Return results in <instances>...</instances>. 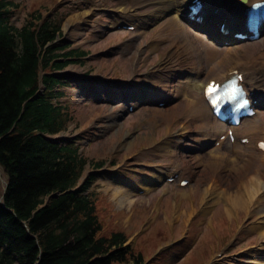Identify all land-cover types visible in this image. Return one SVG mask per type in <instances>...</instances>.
<instances>
[{"label":"rangeland","instance_id":"1","mask_svg":"<svg viewBox=\"0 0 264 264\" xmlns=\"http://www.w3.org/2000/svg\"><path fill=\"white\" fill-rule=\"evenodd\" d=\"M14 2L19 8L13 18L15 21H10L11 24L20 28L30 14L36 12L34 16L37 17L39 13L46 20L51 18L59 24L61 35L57 40V47L85 51L87 53L83 58L89 55L85 60L79 59L81 64H69L63 71L66 75L60 79L66 83H60V90L64 97L56 103L67 109L73 122L66 132L51 138L73 142L81 148L80 153L87 160L103 162L101 170L94 171L90 163L85 166L82 174L84 180L89 173L95 172L93 178L96 181L89 192H96V216L102 226L97 238H110L113 233L124 234L131 238L127 245H131L135 253L142 255L144 264H264V240L261 241L257 232H248L249 228L259 224L260 214L263 213L249 205L239 215L228 216L221 197L228 182L225 179H219L220 184L216 187L219 201L209 202L205 214L201 212V196L192 193L197 187L200 188V193L203 192L201 189H206L203 184L208 181V177L204 172L213 173L209 166L205 170L206 163L195 165L194 160L215 151L213 144L216 137L211 135L222 132L223 126L211 117L204 118L202 122L183 125V106L170 114L175 116L169 121H164L159 116L152 117L151 112L143 111L144 108L167 109V103L162 102V98L157 101L151 94L147 95L150 101L141 100L142 92L138 88L148 91L146 88L152 87L151 76L154 72L159 73L156 67L159 58L167 57L181 45L174 38H166L158 45V49H150L153 46L152 29L159 21L148 31L136 30L130 33L118 30L122 26L121 22H128L123 25H130L134 20L132 16L145 17L152 7L141 4L125 13L117 10L121 0ZM83 13L86 15L81 20L76 19L70 26H66L70 17ZM188 27L190 31L204 35L202 30L189 24ZM240 27L243 28L244 24ZM215 30L217 32V28ZM166 33L167 31H163L160 36L164 37ZM212 38L213 35H210L208 40H203L211 44ZM125 44L132 47L124 51ZM212 44L219 52H224L229 47L228 42L221 40ZM235 44L256 60V69L263 66L264 31L256 41ZM142 45L150 47L142 50ZM196 46L199 50H204L201 42H196ZM64 52L67 51H58V55ZM131 57L133 59L129 61ZM180 60V57L172 55L169 61L171 66L176 67ZM202 63L206 65L207 62L202 59ZM203 69L206 70L205 67ZM187 71L190 73V70ZM118 78L121 80L110 81ZM41 90L43 91L42 88ZM132 90L136 93L124 94V91L128 94ZM176 90L173 83L172 93L176 94ZM192 94L201 98V91ZM133 95L136 96L131 98ZM130 105L134 107L132 113L127 111ZM258 117L259 125L264 129V105H260ZM144 118H154V121L147 122ZM205 128H210V136L204 135ZM261 140L264 141V131ZM173 141L178 143L176 147L173 146ZM164 145H172L173 153L167 155V158L162 153H151L153 148ZM233 148L232 144L224 141V145L214 155L222 153L226 157H234ZM144 152L152 156L141 160L140 156ZM170 156L176 163L174 166L181 165L192 170L194 178L190 180L189 187H180L178 181L183 176L175 175L173 183L166 182L167 178L163 177L147 185L149 193H144L143 189L141 192L133 190L137 195L135 194L132 205L119 208L110 199L111 192L107 191L104 183L119 182L129 188L128 183L138 177L136 173H144L147 175L145 179L158 175L169 164L167 159ZM248 169L252 175L261 179L264 186V162L252 158ZM233 170L232 166L226 167L221 170L220 177L230 176L227 180L230 179L233 190H237L238 180L237 177L234 178ZM141 186L144 187L145 184ZM250 214L252 219L249 218ZM227 224L229 226L226 231H231L232 226L235 228L223 239Z\"/></svg>","mask_w":264,"mask_h":264},{"label":"trees","instance_id":"2","mask_svg":"<svg viewBox=\"0 0 264 264\" xmlns=\"http://www.w3.org/2000/svg\"><path fill=\"white\" fill-rule=\"evenodd\" d=\"M17 9L14 0H0V169L7 182L4 193L0 183V264H144L124 234L97 238L102 226L88 193L94 179L76 189L85 166L103 162L87 160L74 143L46 139L73 122L53 104L62 94L51 73L68 65L59 57L85 53L56 54L59 24H41L33 12L18 28L10 23Z\"/></svg>","mask_w":264,"mask_h":264},{"label":"bare ground","instance_id":"3","mask_svg":"<svg viewBox=\"0 0 264 264\" xmlns=\"http://www.w3.org/2000/svg\"><path fill=\"white\" fill-rule=\"evenodd\" d=\"M191 0H121L117 10L119 9L121 12H130L131 8L135 6L138 7L141 4H146L152 7L151 11L147 12L145 17L138 18L133 26H135V30L138 31H148L152 28L157 22L159 23L155 25L153 30L152 41L156 44L150 47L152 50L158 49V44L164 42L166 38L176 39L177 43H181L178 45L180 48H176L175 51H172L168 54L167 57L161 56L160 61H158L157 69L163 75H152L150 79H152V83H154L160 89L157 90L155 88L151 89L152 92L138 88L142 92L140 95V99L150 101V94L156 96L154 99L162 98L169 105L167 109L159 110V109H148L144 108V112H151L150 116L155 117L159 116L164 119V121H169L170 118L174 119V116H170V114L176 110L177 108L183 106L184 114L182 117L183 125L186 123H195L202 122L204 118L210 117V111L207 107V104L203 97V88L209 82V80H217L219 82H223L227 80L229 77V73L235 70H240L241 73L244 74L243 84L247 88V92L255 97L258 101V104L264 105V64L261 68L256 69V60L247 54L244 53L243 49L237 46L234 39L231 37L232 33L234 34L236 30L240 29V25L244 24L248 17V11L251 6L255 3L264 2V0H245L243 4H238L235 0H214L205 1L203 17L207 22L205 26V30L207 32L206 35L210 34L217 40H224L229 42V47H227L224 52H219L214 48V45L206 43L203 39H208V37L204 35H200L198 32L194 33L190 31L187 21L180 18V16L186 15L187 5ZM226 3H230L226 6ZM223 7L225 14L228 17V20L225 22L226 30L230 33L228 35H223L216 32V23L219 25L223 23L222 21L215 19L213 16L214 7ZM116 10V9H115ZM86 15L77 14L73 17H70L66 26H70L72 22L76 19L81 20L82 16ZM139 17V16H138ZM196 29L201 30L202 28L195 25ZM260 29L264 31V19L261 24ZM167 31L169 33L165 34L164 37L160 36L161 32ZM152 32V31H151ZM204 33V31H203ZM195 35V37H194ZM196 42H201L203 45V51L199 50L196 46ZM132 46L130 44H125L124 51H128ZM172 55H175L177 58L180 57V61L176 64V67L171 66L170 58ZM204 56V58H203ZM262 57L263 54H262ZM131 57L130 60H132ZM202 59L206 60V65L202 63ZM206 68V70L203 69ZM190 70V74L194 75V78L191 76L185 77V71ZM259 72L260 76H256V73ZM169 78H173L174 82L169 81ZM176 78L179 80L176 81ZM167 79V80H165ZM198 79V80H197ZM164 84L160 86V84ZM174 83V87L177 88L176 94H173L171 91V86ZM201 91V98L194 96L193 92ZM136 91L129 92L130 94H135ZM136 95L131 96L135 97ZM146 119V118H144ZM153 118H151L152 120ZM259 117L256 114L251 119H244L240 122L239 127L235 129L237 139H248L247 145H239L238 141L234 144V157L224 156L222 153L214 155V153L218 152L219 149H216L214 152L202 155L194 160L195 165H200L201 163H206L205 170L208 166L211 168L213 173L204 172L205 176L208 177V181L203 184V187L206 189L202 190V193L199 192L200 188L197 187L192 193L196 194L198 197L201 196L199 202H201V212L205 214L208 211L207 204L211 201H219V196L216 191V187L220 184L219 179H225L228 181L226 184V190L221 194L222 200L225 203L226 211L228 212V216H237L239 212H243L248 208V206H252L253 209H257L260 214L261 219L259 224L254 225L253 227L248 229V232H257L259 234L261 241L264 240V186L261 184V179L258 176L252 175L248 169L252 158H257L264 162V152L261 151L257 143L262 142L261 137L263 135L264 129L259 125ZM204 135L210 136L211 130L210 128L204 129ZM226 132V130H225ZM223 132V133H225ZM222 135V132L213 133L211 136L218 137L219 134ZM218 134V136H216ZM183 136V135H182ZM173 146L176 147L178 143L175 141L172 142ZM158 146V145H157ZM170 148V149H169ZM162 153L170 155L172 152V145L169 147L167 145L153 148L151 153ZM149 156H152L150 153H142L140 156L141 160L148 159ZM167 158V157H166ZM168 163L166 168L160 170L158 175H153L152 178L145 179L144 173H136L138 175L136 180H131L128 183L129 188H124L123 186H119L116 182H108V184L104 183L107 186V191L111 192V200L114 204L123 208L127 204L132 205L135 200L134 196L137 194L133 192V190L138 189L137 191L144 190L145 193L150 191V188L147 187L149 183L156 182L160 180L162 177L170 178L176 174L179 176H183L182 180H192L194 178L193 172L190 168L178 167L174 166V159H167ZM232 166L234 168V178L237 177V185L241 189L236 188L237 190H233V183L227 180V177H220L221 170H224L226 167ZM181 167V168H180ZM204 170V171H205ZM1 173V172H0ZM151 180V182H149ZM145 184V186H141ZM151 185V184H149ZM148 185V186H149ZM190 184L186 186L189 187ZM143 187V188H141ZM132 192V193H131ZM136 194V195H135ZM201 194V195H200ZM133 196V197H132ZM184 197V196H183ZM206 200V201H205ZM249 218L252 219L253 216L250 214ZM253 264H260L259 262H254Z\"/></svg>","mask_w":264,"mask_h":264},{"label":"snow or ice","instance_id":"4","mask_svg":"<svg viewBox=\"0 0 264 264\" xmlns=\"http://www.w3.org/2000/svg\"><path fill=\"white\" fill-rule=\"evenodd\" d=\"M213 91H215L214 87L210 84L207 88V93L206 94H211ZM215 103V101H213Z\"/></svg>","mask_w":264,"mask_h":264},{"label":"water","instance_id":"5","mask_svg":"<svg viewBox=\"0 0 264 264\" xmlns=\"http://www.w3.org/2000/svg\"><path fill=\"white\" fill-rule=\"evenodd\" d=\"M0 182H1V184L3 185V191L5 192L6 189H7V183H6V181L3 180L1 177H0Z\"/></svg>","mask_w":264,"mask_h":264}]
</instances>
